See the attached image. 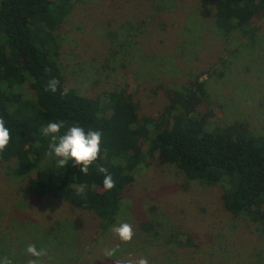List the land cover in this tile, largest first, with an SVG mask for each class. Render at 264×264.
Wrapping results in <instances>:
<instances>
[{"label": "rangeland", "instance_id": "rangeland-1", "mask_svg": "<svg viewBox=\"0 0 264 264\" xmlns=\"http://www.w3.org/2000/svg\"><path fill=\"white\" fill-rule=\"evenodd\" d=\"M72 3L55 32L66 88L89 98L122 91L139 116H156L171 90L198 76L206 90L200 117L218 126L242 122L264 135L263 17L252 18L249 39L214 28L209 0ZM21 93L34 98L27 83ZM37 176L14 160L0 161V260L28 264L33 257L26 248L34 244L48 251L39 264H117L141 257L149 264H264V205L257 221L232 216L222 204L224 184L188 181L175 166L152 159L135 169L114 221L102 227L90 210L32 194ZM122 222L135 229L130 243L111 231ZM117 246L115 257L104 256L105 248Z\"/></svg>", "mask_w": 264, "mask_h": 264}, {"label": "trees", "instance_id": "trees-1", "mask_svg": "<svg viewBox=\"0 0 264 264\" xmlns=\"http://www.w3.org/2000/svg\"><path fill=\"white\" fill-rule=\"evenodd\" d=\"M209 1L213 27L224 35L239 33L252 39V18H264V0ZM72 7V0H0V117L12 136L0 161L14 160L29 176H40L32 194L61 197L75 208L90 210L102 227L114 221L135 169L152 159L175 166L188 181L226 185L221 194L224 209L234 217L257 221L264 205V135L242 122L218 126L208 124L207 115L200 117L197 108L206 100L200 77L170 89L168 105L156 116H139L137 104L122 91L89 98L67 88L63 94L55 32ZM53 78L59 81L56 93L45 90ZM25 83L33 99L22 97ZM60 121L66 122L60 135L74 124L86 132L103 133L100 159L88 175L72 160L58 167L59 158L49 155L51 137L41 129ZM98 167L112 175L113 190L104 189V173ZM81 184L88 185L83 196L77 193Z\"/></svg>", "mask_w": 264, "mask_h": 264}, {"label": "clouds", "instance_id": "clouds-1", "mask_svg": "<svg viewBox=\"0 0 264 264\" xmlns=\"http://www.w3.org/2000/svg\"><path fill=\"white\" fill-rule=\"evenodd\" d=\"M59 81L55 78L48 81L45 90L56 93L58 90ZM68 89L63 90V94L67 95ZM66 122H50L46 127L41 129V132L45 136L51 137L50 152L58 157V167H66L69 160L74 162V166H80V170L84 175L89 174L90 167L100 159V153L102 151V136L103 133L99 130L89 129L87 132L82 126L72 125L68 130L60 135L61 129L65 127ZM12 136L11 130L7 127L6 121L3 117H0V153H3L10 145ZM98 171L104 173L103 186L107 191H111L115 188L116 183L107 169L104 167H98ZM88 189L87 184H81L77 186V193L83 196ZM111 231L124 243H130L135 236V229L131 223L122 222L116 226H113ZM119 251V247L105 248L104 256L112 259ZM26 253L33 257L28 261V264H39L42 257L48 255L46 249H38L34 244H29L26 248ZM117 264H149L146 258H139L137 260L126 259L117 260ZM0 264H13L12 260L4 257L0 260Z\"/></svg>", "mask_w": 264, "mask_h": 264}]
</instances>
